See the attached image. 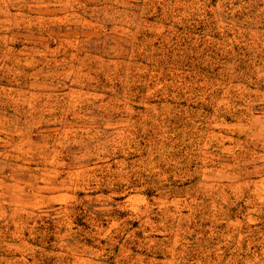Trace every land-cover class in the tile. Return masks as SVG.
<instances>
[{"label":"rangeland","instance_id":"374dc122","mask_svg":"<svg viewBox=\"0 0 264 264\" xmlns=\"http://www.w3.org/2000/svg\"><path fill=\"white\" fill-rule=\"evenodd\" d=\"M0 264H264V0H0Z\"/></svg>","mask_w":264,"mask_h":264}]
</instances>
